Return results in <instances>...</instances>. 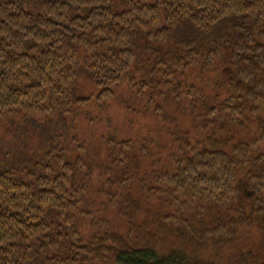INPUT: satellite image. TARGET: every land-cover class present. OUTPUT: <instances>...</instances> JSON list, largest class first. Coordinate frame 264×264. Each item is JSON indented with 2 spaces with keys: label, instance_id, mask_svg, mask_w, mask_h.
Wrapping results in <instances>:
<instances>
[{
  "label": "trees",
  "instance_id": "16d2710c",
  "mask_svg": "<svg viewBox=\"0 0 264 264\" xmlns=\"http://www.w3.org/2000/svg\"><path fill=\"white\" fill-rule=\"evenodd\" d=\"M0 264H264V0H0Z\"/></svg>",
  "mask_w": 264,
  "mask_h": 264
},
{
  "label": "rangeland",
  "instance_id": "374dc122",
  "mask_svg": "<svg viewBox=\"0 0 264 264\" xmlns=\"http://www.w3.org/2000/svg\"><path fill=\"white\" fill-rule=\"evenodd\" d=\"M114 107L115 106L111 107V110H112L113 114H115L114 109H113ZM221 254H222V258H217V259H219L221 261L225 260V258H227V257H234V254H233V252L231 250H224V251L221 252ZM221 261H218V262H221Z\"/></svg>",
  "mask_w": 264,
  "mask_h": 264
}]
</instances>
